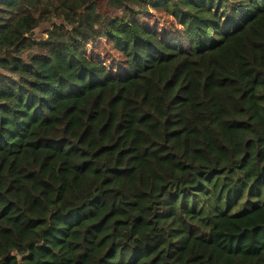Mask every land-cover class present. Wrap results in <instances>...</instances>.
<instances>
[{
  "label": "trees",
  "instance_id": "16d2710c",
  "mask_svg": "<svg viewBox=\"0 0 264 264\" xmlns=\"http://www.w3.org/2000/svg\"><path fill=\"white\" fill-rule=\"evenodd\" d=\"M0 264H264V0H0Z\"/></svg>",
  "mask_w": 264,
  "mask_h": 264
},
{
  "label": "rangeland",
  "instance_id": "374dc122",
  "mask_svg": "<svg viewBox=\"0 0 264 264\" xmlns=\"http://www.w3.org/2000/svg\"><path fill=\"white\" fill-rule=\"evenodd\" d=\"M142 22L160 33L171 32L177 28L175 25H171L172 21L170 19L162 17L153 11L147 14ZM221 22L224 23L223 20H221ZM39 32L40 30L38 29L35 36ZM87 51L91 59L103 63L110 69H115V67L119 66L123 62L122 56L118 55L112 49L111 45L104 39L91 42Z\"/></svg>",
  "mask_w": 264,
  "mask_h": 264
},
{
  "label": "water",
  "instance_id": "95a60500",
  "mask_svg": "<svg viewBox=\"0 0 264 264\" xmlns=\"http://www.w3.org/2000/svg\"><path fill=\"white\" fill-rule=\"evenodd\" d=\"M36 32H37V29L34 30V31H32V32L29 34V37H35Z\"/></svg>",
  "mask_w": 264,
  "mask_h": 264
}]
</instances>
